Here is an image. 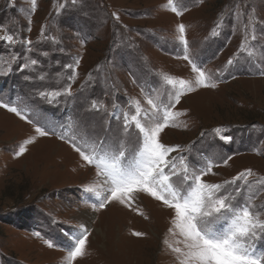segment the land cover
I'll return each mask as SVG.
<instances>
[{
    "label": "rangeland",
    "instance_id": "374dc122",
    "mask_svg": "<svg viewBox=\"0 0 264 264\" xmlns=\"http://www.w3.org/2000/svg\"><path fill=\"white\" fill-rule=\"evenodd\" d=\"M167 2L36 0L33 11L31 0H0V36L12 34L17 40L0 41V99L56 133L39 137L32 124L0 108V264H66L70 237L80 224L91 234L85 255L73 264H180L172 247L183 249V238L169 232L174 212L145 194L131 207L111 203L94 210L97 197L86 186L99 182L102 192V178L67 138L92 143L107 136L114 143L121 138V121L110 113L129 110L133 99L148 107L141 88L166 94L161 74L193 78L191 66L178 58L183 56L176 39L181 23L191 56L213 74L217 87L184 96L173 109L185 113L177 117L181 126L166 128L161 140L180 145L181 152L172 155L185 156L193 166L206 158L220 164L213 168L216 175L204 177L210 183L251 169L252 191L241 199L257 193L251 202L264 207V187L255 183L264 181V76L259 74L264 70V0H175L178 10L186 9L179 16L165 7ZM250 16L258 21L252 55L241 49ZM25 39L32 44H24ZM77 58L73 95L53 103L41 97L40 92L61 90L68 83L72 70L66 65ZM31 59L38 63L21 70ZM94 100L108 113L86 111ZM220 127L233 137L231 142L213 131ZM33 137L16 157L18 146ZM135 147L133 137L129 152ZM227 156L232 158L225 166L221 161ZM133 231L145 235L135 237ZM256 246L264 248V240Z\"/></svg>",
    "mask_w": 264,
    "mask_h": 264
},
{
    "label": "snow or ice",
    "instance_id": "6c2138e0",
    "mask_svg": "<svg viewBox=\"0 0 264 264\" xmlns=\"http://www.w3.org/2000/svg\"><path fill=\"white\" fill-rule=\"evenodd\" d=\"M31 3L34 11L36 0H31ZM72 3L75 4L76 0H72ZM165 7L178 16L186 10H178L175 0H168ZM113 16L119 19L116 13H113ZM257 22L250 16L245 25L246 34L241 49L248 50L249 55L253 54L250 50V41H255L257 38L255 35ZM221 26L222 22L217 24L212 32L213 36L218 34L217 29ZM28 31L31 29L29 28ZM177 32L176 39L183 48V56L178 58L187 61L191 66V72L194 74L192 79L161 74L163 86L167 89L166 94L153 95L152 92H145L141 88L148 107H144L140 100L133 99L129 110L121 111L119 114L110 113L113 119L121 121V138L114 143L109 144L107 136L98 138L92 143L87 140L81 143L75 135L67 138V142L80 157L88 165L95 167L96 176L102 178L104 186L102 192L97 191L100 187L99 182L86 186V190L95 193L97 197L96 203L91 207L97 211L111 203L131 207L140 194H145L174 212L169 232L173 235L178 233L183 238L184 248L171 245L170 247L178 254L180 264H264V248L256 246L257 240H264V219L261 218L264 215V207L257 209L252 204L251 201L257 193H253L247 199H241L245 191H252L254 182L249 180L253 175L252 170L245 169L231 180L222 183H210L204 177L216 175L213 168L219 167L220 164L211 158H206L200 166H193L185 156L172 155L181 152L180 145H167L161 140V133L166 128L181 126L177 122V117L185 113L175 112L173 109L184 96L200 88L217 87L213 74L207 72L191 56L186 26L179 24ZM41 35L43 36V30ZM0 41L9 44L17 42L12 34L0 36ZM23 43L31 45L32 41L25 39ZM16 59V56L12 57V61ZM233 62V59L229 58L227 64L232 65ZM37 63L36 59L28 60L21 65V70L29 69ZM79 63L80 60L77 58L73 63L66 65L72 71L67 77L68 83L61 90L43 91L39 95L49 103L57 102V97L72 96V83L77 76L75 69ZM10 70L11 64L8 65L7 71ZM0 74H4L2 68ZM259 74L264 76V70ZM116 107L113 105V108ZM0 108H5L32 124L39 137L56 134L47 124L24 115L21 109L11 102L6 103L0 99ZM86 111L108 113L105 105L95 100ZM213 131L226 143L233 139L231 135L226 134L227 130L223 127ZM133 137L136 147L130 153L128 145ZM59 138L66 139L65 135ZM34 139L33 137L25 140L18 146L14 155L22 156L27 151V145L32 144ZM231 158L227 156L221 162L226 166ZM255 183L264 187L262 180H257ZM34 234L40 236L39 232ZM90 234V230L84 224L79 225V231L70 237L71 243L66 249V264H73L78 257L85 255ZM132 235L142 237L145 233L133 231ZM44 242L50 248L54 246L50 240Z\"/></svg>",
    "mask_w": 264,
    "mask_h": 264
},
{
    "label": "bare ground",
    "instance_id": "6f19581e",
    "mask_svg": "<svg viewBox=\"0 0 264 264\" xmlns=\"http://www.w3.org/2000/svg\"><path fill=\"white\" fill-rule=\"evenodd\" d=\"M86 216H88L87 213H85V217H86ZM86 220H87V218H86ZM85 222H86V221H85ZM87 223H88V222H87ZM85 224H86V223H85ZM86 226H87V225H86ZM89 229H90V228H89ZM95 231H97L96 228H95Z\"/></svg>",
    "mask_w": 264,
    "mask_h": 264
}]
</instances>
